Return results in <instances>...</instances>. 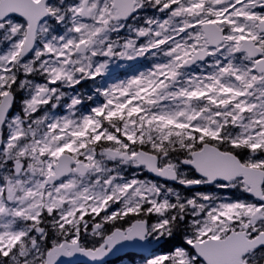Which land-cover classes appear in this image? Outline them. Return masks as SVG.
Wrapping results in <instances>:
<instances>
[{
	"label": "snow or ice",
	"instance_id": "6c2138e0",
	"mask_svg": "<svg viewBox=\"0 0 264 264\" xmlns=\"http://www.w3.org/2000/svg\"><path fill=\"white\" fill-rule=\"evenodd\" d=\"M125 246L264 264V0H0V264Z\"/></svg>",
	"mask_w": 264,
	"mask_h": 264
},
{
	"label": "water",
	"instance_id": "95a60500",
	"mask_svg": "<svg viewBox=\"0 0 264 264\" xmlns=\"http://www.w3.org/2000/svg\"><path fill=\"white\" fill-rule=\"evenodd\" d=\"M138 254V255H147L148 253L139 246H125L122 248H118L111 255L105 258L106 264L112 260L121 259V257H125L127 254ZM71 260L72 264H92V261L89 257L78 255L72 258H65Z\"/></svg>",
	"mask_w": 264,
	"mask_h": 264
},
{
	"label": "trees",
	"instance_id": "16d2710c",
	"mask_svg": "<svg viewBox=\"0 0 264 264\" xmlns=\"http://www.w3.org/2000/svg\"><path fill=\"white\" fill-rule=\"evenodd\" d=\"M205 189L207 188H201L200 190H205ZM141 256L142 255L128 254L124 258L113 260L108 264H133V261H135L136 264H139Z\"/></svg>",
	"mask_w": 264,
	"mask_h": 264
},
{
	"label": "rangeland",
	"instance_id": "374dc122",
	"mask_svg": "<svg viewBox=\"0 0 264 264\" xmlns=\"http://www.w3.org/2000/svg\"><path fill=\"white\" fill-rule=\"evenodd\" d=\"M127 65L122 64L121 67L116 69V74L119 75L121 78H123V73L126 71ZM211 189H205L204 191H209Z\"/></svg>",
	"mask_w": 264,
	"mask_h": 264
}]
</instances>
